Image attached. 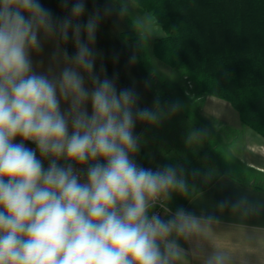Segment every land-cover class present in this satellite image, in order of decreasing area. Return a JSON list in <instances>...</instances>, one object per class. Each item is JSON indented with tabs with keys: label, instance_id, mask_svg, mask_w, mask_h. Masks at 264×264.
I'll list each match as a JSON object with an SVG mask.
<instances>
[{
	"label": "clouds",
	"instance_id": "9594fccd",
	"mask_svg": "<svg viewBox=\"0 0 264 264\" xmlns=\"http://www.w3.org/2000/svg\"><path fill=\"white\" fill-rule=\"evenodd\" d=\"M60 4L63 17L42 0H0V264H173L184 251L173 236L199 231L200 218L164 205L188 192L184 169L137 164L134 130L160 126L180 104L140 108L134 88L118 89L102 63L95 71L100 23L124 16V0L84 22L86 0ZM48 41L54 50L39 71L32 57Z\"/></svg>",
	"mask_w": 264,
	"mask_h": 264
},
{
	"label": "crops",
	"instance_id": "0c3cea01",
	"mask_svg": "<svg viewBox=\"0 0 264 264\" xmlns=\"http://www.w3.org/2000/svg\"><path fill=\"white\" fill-rule=\"evenodd\" d=\"M109 2L110 0H86V13L81 18V22L86 21L88 14L94 10H103ZM42 3L57 17L68 14L67 10L61 7L60 0H42ZM116 6L118 7L119 4L117 3ZM129 18L127 13L121 17L114 13L102 19L94 45L99 54L95 71L99 73L102 63L109 78L118 75L116 81L118 89L134 88L140 97L138 107L152 108L157 99L161 106H165L167 104L162 103L160 92L142 65L140 42L122 36V33L130 31L133 25ZM65 47L70 55L74 53L75 49L71 40ZM53 50L54 44L48 41L44 42L43 52L33 55L34 63L42 65L38 68L39 71H46ZM132 55L137 58L134 64L129 63ZM146 81L148 86H145ZM205 108L204 112H207L208 109ZM218 117L202 118L214 132L211 136H206V139L209 138L212 142H208L211 148L228 143L230 127L236 129L234 133L237 134L240 130L242 137L236 136V141L238 144H244L245 150L250 155L247 167L257 174L253 173L246 177L230 172L225 167L219 169L217 166L213 167L211 162L206 160L188 161L183 153L188 152L186 147L180 148L182 150L178 154L176 147L171 146L170 143L169 145L154 144L151 132L145 134L150 126L139 122L134 132L141 136L142 143L135 160L137 164L153 170L166 164L176 165L179 168L182 162H191L201 172L203 180L210 182L205 189L195 194L183 206L200 218V230L186 239L173 236L184 250L183 255L173 264H208L209 259L216 255L223 257V264H264V138L253 130H245L244 123L236 111L230 116L226 112ZM182 119L188 120L191 125L194 124L190 118H181L180 122L183 121ZM191 127H194L192 132L182 136L184 142H189V136L193 137L190 143L197 140L195 126ZM170 137L174 138V135ZM26 146L35 148L31 142ZM199 153L202 157L206 156L202 149H199ZM46 166L47 161H45ZM221 202H224L223 208L220 207ZM233 205L237 206L233 208ZM171 210L174 212L176 208ZM207 217L212 219L209 221ZM163 218L169 217L165 214Z\"/></svg>",
	"mask_w": 264,
	"mask_h": 264
},
{
	"label": "trees",
	"instance_id": "16d2710c",
	"mask_svg": "<svg viewBox=\"0 0 264 264\" xmlns=\"http://www.w3.org/2000/svg\"><path fill=\"white\" fill-rule=\"evenodd\" d=\"M165 34L154 53L184 68L202 91L229 101L240 120L264 137V0H135ZM130 21V19H129ZM127 31L122 36L136 40ZM189 190L173 194L171 208L185 206L210 183L182 162ZM198 175L193 176V171Z\"/></svg>",
	"mask_w": 264,
	"mask_h": 264
},
{
	"label": "rangeland",
	"instance_id": "374dc122",
	"mask_svg": "<svg viewBox=\"0 0 264 264\" xmlns=\"http://www.w3.org/2000/svg\"><path fill=\"white\" fill-rule=\"evenodd\" d=\"M124 3L127 4V15L130 17V22L133 23L130 31L138 37L140 42L142 65L160 92L162 103L169 105L178 102L180 104V109L174 115L165 119L158 127L149 125L150 127L145 134L151 132L154 144L169 145L170 143L171 146L174 145L178 154H180L183 147H186L188 152L183 153L188 161H193V159L206 160V162H211L213 167L217 166L218 169L225 167L230 172L246 177L251 176L253 173L257 174L253 169L247 167V160L250 159V155L245 150L244 144H238L236 141V136L242 137L240 130L237 134L234 133L236 129L230 127L229 140L224 146L218 145L211 148L208 142H212L209 138L206 139V136H211L213 131L210 130L209 125L202 118H219L218 115H224L226 112L230 116L235 111L238 114V111L229 101L203 92L199 83L184 68L174 67L156 56L154 53V39L165 34L161 24L150 12L142 10L135 0H124ZM205 107L210 111L204 112ZM181 118H190L195 125H191L188 120L182 119L183 121L180 122ZM191 126H195L197 140L187 143L184 142L182 136L192 132L194 127ZM243 126L245 130H252L245 124ZM172 135H174V138L170 137ZM199 149H202L206 156L202 157ZM183 153H181L182 156ZM197 164L199 165L198 161ZM172 202L173 199L167 202L169 207Z\"/></svg>",
	"mask_w": 264,
	"mask_h": 264
},
{
	"label": "built area",
	"instance_id": "2783aa9c",
	"mask_svg": "<svg viewBox=\"0 0 264 264\" xmlns=\"http://www.w3.org/2000/svg\"><path fill=\"white\" fill-rule=\"evenodd\" d=\"M163 203H164V205H165L166 207H169L167 201H164ZM169 208H170V207H169ZM170 209H171V208H170ZM154 211L159 212L160 215H161L162 217L165 215V213L163 212V210H162L161 208H159V207H157L156 209H154Z\"/></svg>",
	"mask_w": 264,
	"mask_h": 264
}]
</instances>
